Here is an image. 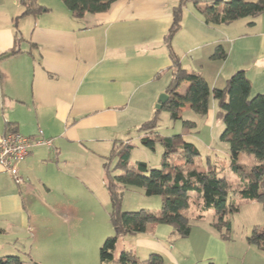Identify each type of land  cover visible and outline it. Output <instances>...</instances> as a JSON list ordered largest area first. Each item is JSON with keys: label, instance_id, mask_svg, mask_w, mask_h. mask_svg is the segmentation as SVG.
Here are the masks:
<instances>
[{"label": "crops", "instance_id": "obj_1", "mask_svg": "<svg viewBox=\"0 0 264 264\" xmlns=\"http://www.w3.org/2000/svg\"><path fill=\"white\" fill-rule=\"evenodd\" d=\"M16 1L0 0V55L18 51L0 59V137L9 129L29 138L41 131L50 141L31 147L18 165L23 185L0 169V240L13 238V255L21 256L20 234L33 232L35 224L41 234L63 241L46 244V252L81 247L82 239H71L77 234L67 235L62 227L79 216L73 204L87 183L82 164L104 161L113 144L128 141L132 131L142 137L136 130L153 118L171 78L165 38L179 0H119L106 13L82 19L71 17L60 0H37L47 11L22 16L23 5ZM170 46L180 66L201 75L211 89L243 70L251 96L264 95V12L253 20L209 26L187 3ZM218 46L226 52L224 60L212 57ZM208 114L214 119L212 100ZM48 220L52 225L44 223ZM171 233L168 225L151 224L122 239L115 255L126 251L145 261L159 254L162 264H231L227 244L210 228L196 225L187 238L174 241ZM5 248L1 243L0 252ZM77 257L82 264L100 263L94 248Z\"/></svg>", "mask_w": 264, "mask_h": 264}, {"label": "trees", "instance_id": "obj_2", "mask_svg": "<svg viewBox=\"0 0 264 264\" xmlns=\"http://www.w3.org/2000/svg\"><path fill=\"white\" fill-rule=\"evenodd\" d=\"M60 1L71 17L82 19L86 15L106 13L119 0ZM21 3L24 8L22 16L47 11L37 0ZM187 3L197 8L204 23L209 26L228 25L242 19L253 20L264 12V0H179L178 6L173 9L172 26L165 38L172 60L171 78L165 88L168 99L152 119L136 130L142 134L139 144L143 148L155 151L157 144L162 147L161 164L158 168H151L144 162L130 165L134 149L130 139L116 141L104 158L103 184L109 198L108 216L113 234L99 248L100 264H162L163 258L159 254H153L145 261L126 251L117 257L115 255L122 239L145 232L149 224L170 226L172 241L187 238L194 225L208 227L217 237L226 240L231 230L230 216L238 211L233 197L264 202V95L251 96V83L243 70L230 77L222 88L211 89L201 75L187 72L180 66L170 40L181 26L182 8ZM17 53L15 48H11L1 54L0 59ZM212 57L224 60L226 52L218 46ZM184 82L189 85L179 93L178 88ZM211 100L214 102V121L223 126L219 138L227 145L229 167L239 180L233 188L224 178L218 177L211 165L205 171L195 166L198 150L183 138L194 128L193 122H183L178 135L161 137L155 133L160 111H166L172 120H179L182 109L188 105L192 113L205 117ZM8 132L15 131L9 129ZM153 134L155 137L151 138ZM240 155L253 158L250 168L237 163ZM132 189H138L146 197H160L162 204L158 214L145 210L124 212V192ZM189 210L194 214L192 217L187 213ZM207 214H211L209 218H206ZM247 241L264 253V228L248 237ZM29 263L30 259L19 255L0 256V264Z\"/></svg>", "mask_w": 264, "mask_h": 264}, {"label": "rangeland", "instance_id": "obj_3", "mask_svg": "<svg viewBox=\"0 0 264 264\" xmlns=\"http://www.w3.org/2000/svg\"><path fill=\"white\" fill-rule=\"evenodd\" d=\"M16 2L20 3L19 1ZM184 88L179 87L178 92L182 93ZM180 117L179 120H172L166 111H160L155 129L157 136L170 137L178 135L182 131L183 122H193L195 124L194 128L183 138L185 142L192 144L198 150L199 155L195 159V166L200 171H205L211 165L216 169L218 177L224 178L231 188L236 187L239 180L229 167L230 159L227 155V145L221 142L219 138L223 126L211 119L210 114L199 117L188 108L182 109ZM128 137L129 142L134 146L129 161L130 165L136 166L138 162H144L151 168L160 167L163 149L159 144H157L155 151H151L139 144V139L136 138L134 131ZM154 137L155 134L151 136V138ZM253 161L252 157L240 155L237 163L248 169ZM103 162L102 158H97L87 160L82 164L80 173H84L83 177L87 178V183L86 187L76 191L75 200L77 201L73 204L79 216L77 219L73 217L69 222H64L62 227V230L65 228L67 235L77 234L76 237L73 236L71 239H82L81 247L76 244L71 245L72 253L68 247L65 250L46 252L44 247L46 244L56 246L63 244V241L60 237H47L49 232H47V235L45 233L44 236L35 224V226L32 225L34 233L27 231L20 234L22 237H20L19 244L21 245L18 244V249L23 253L21 257L26 260L31 259L32 263L30 264H82L77 257L79 252L85 250L90 253L93 248L99 257L100 247H95L96 242L101 236L107 237L105 235L113 233L108 216L109 198L104 186L101 184V180L103 181ZM137 190L132 189L124 192L122 210L124 212L145 210L158 214L162 204L161 198L158 196L146 197ZM232 201L238 206V211L230 216L231 230L228 238L224 240L229 248L231 264H264V253L255 244H250L247 241L248 237L259 233L264 228V202L262 200L244 201L238 196H234ZM187 213H190V210ZM209 215L211 214H207L206 218H209ZM44 223L52 225L51 220ZM57 230L60 231L59 227ZM6 239L10 242H1L5 241L4 238L0 240V244L2 243L3 246L7 247L6 250L0 252V255L16 254L12 251L13 238L6 237ZM31 244L33 248H31ZM118 246L116 251H118Z\"/></svg>", "mask_w": 264, "mask_h": 264}, {"label": "built area", "instance_id": "obj_4", "mask_svg": "<svg viewBox=\"0 0 264 264\" xmlns=\"http://www.w3.org/2000/svg\"><path fill=\"white\" fill-rule=\"evenodd\" d=\"M27 2L28 0H17ZM33 146H50V141L42 137L39 131L35 138L25 137L18 132H9L0 137V169L7 172L16 185H23L18 165L24 161Z\"/></svg>", "mask_w": 264, "mask_h": 264}, {"label": "water", "instance_id": "obj_5", "mask_svg": "<svg viewBox=\"0 0 264 264\" xmlns=\"http://www.w3.org/2000/svg\"><path fill=\"white\" fill-rule=\"evenodd\" d=\"M168 96L163 93L158 97L157 103L155 105V109L156 110H160L162 108V106L164 105V103L167 101Z\"/></svg>", "mask_w": 264, "mask_h": 264}]
</instances>
